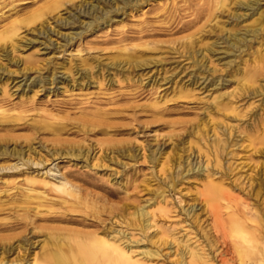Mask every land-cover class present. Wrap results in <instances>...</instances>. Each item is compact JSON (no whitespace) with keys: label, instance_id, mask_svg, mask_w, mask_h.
Returning <instances> with one entry per match:
<instances>
[{"label":"rangeland","instance_id":"obj_1","mask_svg":"<svg viewBox=\"0 0 264 264\" xmlns=\"http://www.w3.org/2000/svg\"><path fill=\"white\" fill-rule=\"evenodd\" d=\"M220 6L0 0V34L17 30L0 38V264H107L79 259L77 233L124 242L138 264H240L239 222L259 264L264 0ZM213 193L226 237L202 203Z\"/></svg>","mask_w":264,"mask_h":264},{"label":"bare ground","instance_id":"obj_2","mask_svg":"<svg viewBox=\"0 0 264 264\" xmlns=\"http://www.w3.org/2000/svg\"><path fill=\"white\" fill-rule=\"evenodd\" d=\"M226 3V0H220V4L221 6L220 7H223L224 4ZM59 6V5H58ZM49 11V10H48ZM42 12V11H40ZM199 13V12H198ZM207 14V13H206ZM43 15V14H42ZM203 15V14H202ZM197 16V15H195ZM194 16V18H196ZM214 16V15H213ZM23 17V16H22ZM198 17V16H197ZM204 17V16H203ZM208 17V16H207ZM41 18V13H36L32 16V18H29L30 19V23L32 24L35 20L37 19H40ZM43 18V17H42ZM99 18V17H98ZM193 18V19H194ZM200 17H198L199 19ZM202 18V17H201ZM210 18H212L210 16ZM28 19V20H29ZM192 19V20H193ZM197 19V20H198ZM204 19V18H203ZM191 20V21H192ZM41 21V20H40ZM201 21V20H200ZM11 22V21H10ZM24 22V21H23ZM195 24V23H194ZM11 27L14 26V23L12 22L11 24ZM193 25V23H192ZM28 26V25H27ZM187 26H188V23H187ZM6 27V26H5ZM186 27V26H185ZM192 27V26H191ZM181 28H183L181 26ZM188 29V28H187ZM7 32L5 34H0V38L2 39H6V40H12L14 38V36H16V31L15 28H11V29H7L6 30ZM171 31V30H170ZM2 35V36H1ZM134 62V61H133ZM10 73V72H9ZM126 150V149H125ZM201 168V167H200ZM194 171V169H193ZM199 171V170H198ZM201 171V170H200ZM69 183L67 181H63L61 182L59 185H53L55 190L56 191H59L63 194H66L68 196H74V191L72 189H70L68 187ZM216 190V189H215ZM208 191V190H207ZM206 191V192H207ZM219 190H217L216 193H218ZM205 193V192H204ZM209 193V192H208ZM216 193H213V195H210V199H208V197H206L202 203H204L207 207V209L209 208L212 216H213V221H214V224H215V229H219V231H221L224 236L226 237V235H229L226 231L228 229V224L230 223V221L232 220H226L225 218L222 219V215L220 214L221 211H219V208L218 206H215V205H212L211 204V201L212 199H214V197L216 196L215 194ZM81 195V193H80ZM77 196V195H76ZM203 197V196H201ZM77 198H79L77 196ZM76 198V199H77ZM204 198V197H203ZM202 198V199H203ZM66 199V198H65ZM64 199V200H65ZM80 200V198H79ZM83 200V199H82ZM69 201V200H68ZM95 202V201H94ZM99 202V201H98ZM96 203V202H95ZM200 203V202H199ZM88 204V202H87ZM99 204V203H98ZM41 206H44L45 205H42L40 204ZM53 205V204H52ZM97 205V204H96ZM50 206V205H49ZM53 207V206H52ZM73 207V206H72ZM194 207H196V205H193L191 206V211H193ZM76 208V207H75ZM97 208V207H95ZM27 210V209H26ZM72 210H74V207L72 208ZM101 210V209H100ZM147 209L146 208H143L140 210V213L141 215H147L149 213H147L146 211ZM44 211V210H43ZM208 211V210H207ZM33 212V211H32ZM45 213V212H44ZM44 213L42 215H44ZM48 213V212H47ZM53 213V212H52ZM100 213V212H99ZM29 214H31L29 212ZM37 214V213H35ZM39 214V213H38ZM59 214V213H58ZM56 214V215H58ZM26 215V214H25ZM53 215V214H52ZM27 216V215H26ZM46 216V215H45ZM48 216V215H47ZM51 216V215H50ZM55 216V215H54ZM28 217V216H27ZM26 217V218H27ZM35 217V215H34ZM39 217V216H38ZM101 217V215H100ZM36 218V217H35ZM61 218V217H60ZM72 218V217H71ZM153 218V217H152ZM151 218V221L153 223V220ZM37 219V218H36ZM48 219V218H47ZM99 219V218H98ZM53 220V219H52ZM71 220V219H70ZM69 220V221H70ZM74 220V219H73ZM97 220V219H96ZM114 220V219H113ZM44 221V220H43ZM37 222V221H36ZM62 222H64V220H62ZM145 222H146V225L149 226V223H150V218L148 217V219H145ZM21 223V222H20ZM23 224V222H22ZM21 224V225H22ZM78 224V223H77ZM155 224V223H154ZM30 225V224H29ZM35 225V224H34ZM84 225H82L83 227ZM100 226V225H99ZM27 227V225H26ZM98 227V226H97ZM37 228V227H36ZM258 228V225H255L254 227H252V229H257ZM54 229V228H53ZM258 230V229H257ZM139 231V230H137ZM216 231V230H215ZM230 236L231 238L233 239V245H234V248L236 249L238 255H239V263L240 264H248L246 262V259L251 257L255 250H258L259 248V238H257L256 235L254 236H250V234L247 232L248 231V225H247V222L244 223V222H239V223H236L235 225H231L230 227ZM41 232V231H40ZM229 232V230H228ZM258 232V231H255V233ZM121 233V232H120ZM218 233V232H216ZM220 233V232H219ZM218 233V234H219ZM47 234V233H46ZM76 236H78V242H77V246L80 250V253H79V259L85 257L89 252H90V249H92V252L93 253H98L100 255H102L103 258H105L107 260V264H138L139 262L137 260L134 259V256L132 255V253L127 249L125 248V245L123 246V243L119 242V240L115 239V238H110V239H107L105 238L104 236L103 237H98V235L96 234H84V235H81V234H75ZM220 235H222L220 233ZM137 236V235H136ZM80 237L82 238V241L80 240ZM49 238V237H47ZM222 238V237H221ZM85 239V240H83ZM120 239V238H119ZM133 239V237H132ZM227 239V238H226ZM133 241V240H132ZM175 244V243H174ZM246 244L249 245V247L251 248V250H247L246 249ZM129 246V245H128ZM232 246V245H231ZM230 246V247H231ZM127 247V246H126ZM136 249V247H135ZM182 249V248H181ZM57 250V249H56ZM54 250V251H56ZM189 250V248H188ZM184 251V250H183ZM53 253H56V252H53ZM154 253V252H153ZM180 254V253H179ZM147 255V254H146ZM136 257V256H135ZM187 259V258H186ZM55 260H56V263L57 264H65L62 259H60L59 257H55ZM144 260H142L143 262ZM146 261V260H145ZM80 262V261H79ZM147 262V261H146ZM145 262V263H146ZM222 264H227V261L225 259H222L221 260ZM4 263V262H3ZM259 264H264V254L262 256V258L258 261ZM30 264H41V262L38 260V259H34L33 262H31ZM81 264V263H79ZM142 264V263H141Z\"/></svg>","mask_w":264,"mask_h":264}]
</instances>
